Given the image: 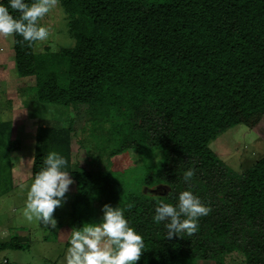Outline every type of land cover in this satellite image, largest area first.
<instances>
[{
  "label": "trees",
  "instance_id": "16d2710c",
  "mask_svg": "<svg viewBox=\"0 0 264 264\" xmlns=\"http://www.w3.org/2000/svg\"><path fill=\"white\" fill-rule=\"evenodd\" d=\"M57 1L75 44L36 51L38 41L13 33L17 74L35 76L39 102L85 110L108 131L98 140L110 157L132 163L84 167L73 160V123L38 125L31 181L56 151L76 185L66 213L61 205L53 217L66 214L78 228L99 222L105 203L119 206L144 239L137 264H227L234 252L264 264V156L238 176L209 144L264 116V0ZM1 115L0 198L14 189L16 149L13 121ZM184 190L210 211L196 231L168 238L165 222L153 220L156 202L175 204ZM18 237L1 239L0 252L29 245Z\"/></svg>",
  "mask_w": 264,
  "mask_h": 264
},
{
  "label": "rangeland",
  "instance_id": "374dc122",
  "mask_svg": "<svg viewBox=\"0 0 264 264\" xmlns=\"http://www.w3.org/2000/svg\"><path fill=\"white\" fill-rule=\"evenodd\" d=\"M39 23L49 28L50 35L45 41L36 43V51H42L46 47L58 50L61 46L75 44V40L69 33L64 10L57 0L50 11L39 19ZM12 46L13 34H0V114L3 115L1 119L14 120L12 138L16 149L12 153V158L15 162L19 161L20 169L24 171L22 175H29L28 171L32 169L34 139L38 125L62 127L73 123V160L84 167L93 165L110 169L130 166L132 162L128 161L123 154L110 157L109 149L103 148V144L98 140L99 135H104L108 131L94 126L92 117L85 110L37 100L35 76L17 74ZM79 139L84 142V146L80 145ZM209 144L210 148L223 160L226 171L242 176L248 168L264 156V116L254 128L238 124L219 133ZM90 161L93 163L90 164ZM30 183H24L22 185L24 188L20 192L15 191L0 198V230H4L2 235L5 236L8 230L13 235L19 230L22 235L28 232L27 229L31 230L29 245L21 249H7L0 253V256L6 254L9 264H62L66 249L63 250L57 246L59 240L62 244L68 242L73 227L66 214L55 219V227L35 217L32 220L27 219L24 210ZM75 191L74 182L70 185L69 192L65 194L66 199L62 204L63 208H60L61 212L66 213L69 197H73ZM21 226L24 227L21 228ZM56 237L59 240L54 239ZM47 240L50 241L49 245ZM196 263L216 264L213 259H197ZM227 264L247 263L242 253L234 252L227 257Z\"/></svg>",
  "mask_w": 264,
  "mask_h": 264
},
{
  "label": "clouds",
  "instance_id": "9594fccd",
  "mask_svg": "<svg viewBox=\"0 0 264 264\" xmlns=\"http://www.w3.org/2000/svg\"><path fill=\"white\" fill-rule=\"evenodd\" d=\"M55 3L56 0H31L30 3L28 0H8V6L0 4V34H18L29 44L45 41L50 30L38 21ZM9 7L19 15L14 16ZM43 164L28 186L24 215L28 220L35 217L55 227L53 213L65 202V194L74 180L65 170V157L58 152L50 151ZM192 175L188 171L185 179ZM209 211L198 195L184 190L175 204L157 201L153 220L165 222L166 235L171 238L181 232L191 234L196 231L198 218ZM101 212L99 222L71 229L62 264H137L144 249L143 236L130 226L119 206L105 203Z\"/></svg>",
  "mask_w": 264,
  "mask_h": 264
},
{
  "label": "crops",
  "instance_id": "0c3cea01",
  "mask_svg": "<svg viewBox=\"0 0 264 264\" xmlns=\"http://www.w3.org/2000/svg\"><path fill=\"white\" fill-rule=\"evenodd\" d=\"M12 129H14V120H13V128ZM34 141H35V139H34ZM12 160H13V165H12V182H13V185H14V189H13L12 193H14L15 191L20 192L21 190H23L24 187L22 185L24 183H26V182H30L31 181L32 169L31 168L29 169V171H28L29 175L28 174H27V176L26 175H22V174H24V171H22V168L20 169L21 165H20L19 161L15 162V160L13 158H12ZM3 231L4 230H0V236H1L0 240L3 239V238H7V237L13 235L10 232V230H8V233L4 236V235H2ZM19 231H18L17 234L19 236H25V237H27V240L26 241H29L31 239V236H32V231L31 230H28L27 229L28 232L26 234H23V235L21 233H19ZM57 240H59V239H57ZM31 242H32V240H31ZM49 242L50 241L47 242L48 245H49ZM61 242L62 241L59 240V245L57 247H60V249L63 248V250H64L65 243L62 244ZM2 252H0V253H2ZM58 256L60 257V255H58ZM9 262L10 261H9L8 256L6 254H1V256H0V264H9Z\"/></svg>",
  "mask_w": 264,
  "mask_h": 264
},
{
  "label": "water",
  "instance_id": "95a60500",
  "mask_svg": "<svg viewBox=\"0 0 264 264\" xmlns=\"http://www.w3.org/2000/svg\"><path fill=\"white\" fill-rule=\"evenodd\" d=\"M18 239L20 241H26L27 240V237H25V236H19Z\"/></svg>",
  "mask_w": 264,
  "mask_h": 264
},
{
  "label": "built area",
  "instance_id": "2783aa9c",
  "mask_svg": "<svg viewBox=\"0 0 264 264\" xmlns=\"http://www.w3.org/2000/svg\"><path fill=\"white\" fill-rule=\"evenodd\" d=\"M0 238H1V236H0Z\"/></svg>",
  "mask_w": 264,
  "mask_h": 264
}]
</instances>
